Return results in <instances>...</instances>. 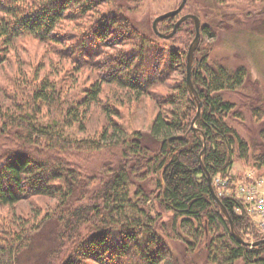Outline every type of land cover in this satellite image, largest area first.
<instances>
[{"label":"trees","instance_id":"obj_1","mask_svg":"<svg viewBox=\"0 0 264 264\" xmlns=\"http://www.w3.org/2000/svg\"><path fill=\"white\" fill-rule=\"evenodd\" d=\"M113 1L121 14V0ZM85 2L0 0V63L18 36L29 34L42 42L60 43L62 37L55 33L59 22L72 13L81 16L91 10ZM234 4L187 0L183 10L201 21L202 38L194 54L199 53V58L191 73L197 100L183 78L173 94L158 96V104L169 108L156 113L147 132H127L109 118L97 138H76L71 130L75 125L84 131L87 109L98 101L101 83H92L80 97H74L51 81H22L10 106L0 107V206L12 207L31 196L48 197L55 203L36 224L34 220L22 222L16 231L4 226L9 239L0 238V264H19L48 223H53L51 232L40 235L43 264H178L175 242L183 245V257L191 261L203 254L209 264H264V243L242 245L233 237L207 179L208 174L211 179L235 180L231 174L234 161H248L250 150L254 169L264 168V128L261 142L252 148L228 122L235 104L225 94L243 86L247 71L243 66L229 69L210 62L203 43L205 38L215 39L219 32L245 23L264 27V3L251 5L253 11ZM179 17L160 21L158 31L171 32ZM119 21L125 25L118 38L140 36L130 17L103 15L87 35L97 47L93 56L109 45L108 36L115 33ZM180 32L185 33L181 49L168 52L171 63L186 60V47L195 36L193 21H184L168 40ZM78 48L83 58L92 57L90 44ZM143 59L139 50L107 61L109 72L103 82L115 83L135 96L145 92L156 77L145 75L151 57ZM198 103L195 132L191 126ZM107 108L106 114H113ZM252 113L264 119V102ZM103 149L111 153L110 162L96 178L83 177L73 153ZM260 176L264 178V170ZM220 200L236 234L246 241L264 238L243 208L235 211L241 208L237 201Z\"/></svg>","mask_w":264,"mask_h":264},{"label":"rangeland","instance_id":"obj_2","mask_svg":"<svg viewBox=\"0 0 264 264\" xmlns=\"http://www.w3.org/2000/svg\"><path fill=\"white\" fill-rule=\"evenodd\" d=\"M115 1L118 2V0ZM180 1L127 0L125 2L121 0L118 3L124 7V11L119 14L113 0H86L85 3L90 5L91 10L81 16L72 13L71 18L66 16L65 20L59 22L55 33L62 37L60 43L42 42L29 34L16 37L7 47L4 60L0 63V107L10 106L13 94L17 95L20 87H23L22 81H51L74 97H80L84 89L99 81L101 92L98 101L87 109L84 131H79L74 125L71 130L73 136L97 138L109 124V118L127 132L136 130L147 132L156 113L169 108L164 104H158V96L160 98L173 94L174 87L179 81L183 78L186 80V60L184 63L177 61L171 63L168 59L170 49H181V39L184 38L185 33H178L174 40H165L157 37L151 26L156 16L176 9ZM228 1L235 3L234 6H240L246 1L243 7H246L245 10L248 11H253L251 5L260 6L264 3V0ZM115 13L119 17L121 15L130 17L134 26L143 33L142 35L145 34V40L140 32V36L118 38L125 25H120L119 21L115 26V33L108 36V39H111L110 43L108 42L109 45L99 48L93 56L92 53L97 47L89 37L87 38L90 28L97 25V18ZM187 13L186 9L182 10L179 16ZM203 43L210 62L225 64L229 69L243 66L247 71L243 86L235 92L226 93L225 98L235 104L234 115L228 118L229 124L253 148L255 144L261 142L260 130L264 128V119L258 120L252 113L256 105L259 106L264 102V27L252 22L245 23L243 26L219 32L215 39L205 38ZM81 44H90L92 57L91 55L89 57L91 58H83L78 48ZM139 50L144 54V59L151 57L150 67L144 72L149 78L152 74L156 77L154 84L150 85L145 92L135 96L126 89H119L115 83L103 82L106 81L105 73L109 72L107 65L105 66L107 61L130 52L137 54ZM194 56L196 61L199 53ZM107 107L112 109L113 114L109 116L106 114ZM251 152L252 150H250L248 161L238 159L234 161L231 174L236 178L232 183L243 184L248 181V175L264 179L260 176L264 168L256 170L251 165L253 162ZM73 154L78 172L87 179L96 178L112 159L111 153L106 149L80 150ZM54 203L55 200L48 197L31 196L12 207L0 206V238L9 239L5 236V230L3 233L4 226V229L12 227L16 231V226H21L22 222L32 223L34 220L35 224L38 223ZM239 205L242 209L240 202ZM52 227L53 223H48L41 234L45 236L48 231L50 233ZM40 235L34 240L31 251L19 259V264H43L41 255L45 250H43V240ZM252 239L251 237L249 241L252 242ZM173 247L178 253V264H209L203 254H196L193 261L185 259L182 254L183 245L180 242H175ZM235 264L242 263L237 261Z\"/></svg>","mask_w":264,"mask_h":264},{"label":"water","instance_id":"obj_3","mask_svg":"<svg viewBox=\"0 0 264 264\" xmlns=\"http://www.w3.org/2000/svg\"><path fill=\"white\" fill-rule=\"evenodd\" d=\"M186 2H187V0H181L176 9L170 10L166 13H163L159 16H156L153 19L151 26H152V30H153L154 34L157 37H159L161 39L168 40V39L172 38L177 33L179 26L184 21L189 20V19L193 21L195 36H194L193 40L191 41V43L187 49V54H186V88H187L189 94L192 96L193 100H197V93H196V91L193 87L192 81H191V73H192L193 63H194V59H195L194 54H195L196 48L198 47V44H199L200 38H201V33H200L201 22H200L199 17L194 15V14H190V13H187L185 15L180 16V18L174 23V27L171 30V32H169L167 34L160 33L157 29V25L160 21L179 15V13H181V11L184 9ZM200 107H201V103H198L197 104V114H196L194 120L192 121L191 127H192L193 131H195V132L198 131V129L195 128L194 123H195V121L199 115ZM204 150L205 149L203 148L201 154H203ZM207 179H208V185L210 188L212 198H213L214 202L216 203V205L221 209L225 218L229 221L230 230L232 231L233 237L242 245L256 246V245H259L261 243H264V238L260 239L258 241L249 242V241H246L242 236H240L239 234H236L234 232V224L230 218V215L227 212V210L225 209V207L223 206L221 200L216 196V194L213 190V187H212V179L208 174H207Z\"/></svg>","mask_w":264,"mask_h":264},{"label":"built area","instance_id":"obj_4","mask_svg":"<svg viewBox=\"0 0 264 264\" xmlns=\"http://www.w3.org/2000/svg\"><path fill=\"white\" fill-rule=\"evenodd\" d=\"M213 186L219 197L240 202L246 215L255 222L258 232L264 236V179L248 175V181L234 184L228 179L216 177ZM235 211L239 212L240 208Z\"/></svg>","mask_w":264,"mask_h":264}]
</instances>
